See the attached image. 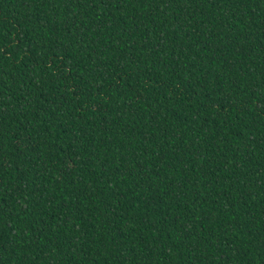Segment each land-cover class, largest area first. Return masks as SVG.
<instances>
[{
  "label": "trees",
  "instance_id": "1",
  "mask_svg": "<svg viewBox=\"0 0 264 264\" xmlns=\"http://www.w3.org/2000/svg\"><path fill=\"white\" fill-rule=\"evenodd\" d=\"M0 264H264V0H0Z\"/></svg>",
  "mask_w": 264,
  "mask_h": 264
}]
</instances>
